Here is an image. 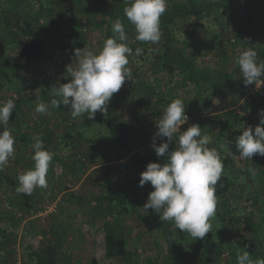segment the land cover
I'll return each mask as SVG.
<instances>
[{"label": "rangeland", "instance_id": "obj_1", "mask_svg": "<svg viewBox=\"0 0 264 264\" xmlns=\"http://www.w3.org/2000/svg\"><path fill=\"white\" fill-rule=\"evenodd\" d=\"M244 8L240 11V16L246 19L244 23L242 20L234 22L235 17L222 11L201 20L191 16L172 22L173 32L180 41L192 45L184 49L185 55L194 58L199 69L231 82L232 89L222 92L215 87L206 90L204 86L191 85L186 69L180 65H176L174 75H168L162 67L161 41L157 45L136 41L134 27L126 17L119 18L125 25L127 43L144 52L136 56L133 51L129 56L133 81L126 79L120 91L111 97L110 124L87 128L84 126L86 115L73 119L70 113L56 109L44 115L34 112L38 103H46L43 95L54 93L53 87H58L61 78L68 76L60 67L61 55L52 60L49 67L35 62L23 68L19 52L30 39L45 38L43 26L50 18L47 12L45 15L42 12L52 9L74 12L76 26L89 42L86 48L97 50L103 46L97 41L106 37L102 14L88 0H0V36L7 46L6 57L17 64L15 67L0 64V102L11 98L16 105L8 124L16 141L15 154L0 172V264H27L28 254L45 245L58 254L60 264H121L105 256L103 224L106 222L125 234L130 249L139 253L140 264H168L173 255V263L177 264L189 256L188 264H232V250L245 251L246 241L254 243L257 256L264 258V156L259 154H254L251 160L236 157L230 165L234 187L226 195L216 197V215L211 218V231L204 238L194 240L175 229L173 223H165V229L149 232L137 214L110 213L104 200L107 176L129 182L140 179L137 164L145 165L139 161L143 156L148 158L147 164L153 158L160 163L167 160L166 155L158 157L151 145L155 121L176 98L182 99L185 114L192 117L190 126L198 124L202 128L203 122H211V132L218 136V142L215 147L212 142L208 147L215 148L221 159L228 147L226 136L220 135L222 111L242 115V119L235 122L236 126L254 128L259 123V110L264 109L260 101L264 86L260 88L255 83L245 86L234 63L239 53L249 47L257 51L258 61H264V37L259 23L247 24L250 15L254 13L255 17L256 10L248 5ZM236 29L238 35L231 32ZM251 30L252 39H249L245 35ZM242 32V40L232 43L231 39ZM243 38L251 42L244 44ZM193 45L201 49H194ZM34 95L37 97L33 98ZM120 127L129 129V148L138 154L134 158L120 160L106 148L95 147L89 141L109 139L112 129ZM37 134L44 148L54 156L47 173L48 186L32 193L35 204L28 210L22 195L15 189L18 174L33 167L30 145ZM166 140L157 137L155 143L159 145ZM175 147L173 140L169 150ZM138 191L137 196L144 205L149 193L140 186ZM134 194L131 190V195ZM201 241L203 247L195 259L193 250Z\"/></svg>", "mask_w": 264, "mask_h": 264}, {"label": "clouds", "instance_id": "obj_2", "mask_svg": "<svg viewBox=\"0 0 264 264\" xmlns=\"http://www.w3.org/2000/svg\"><path fill=\"white\" fill-rule=\"evenodd\" d=\"M124 16L134 27L135 40L153 45L162 38L161 17L166 13L168 0H124ZM113 36L97 50L75 49V66H67L70 79L54 88L53 98L46 104L38 103L34 112L44 115L63 105L70 109L73 119L87 116L94 120L97 112L106 115L111 97L120 91L127 80H132L125 25L117 18L112 24ZM154 50V49H153ZM144 49L137 47L135 55ZM245 86L264 84V61H258L257 51L249 47L235 58ZM16 105L14 99L0 102V172L4 171L15 154V137L8 127ZM259 123L244 127L235 139V148L241 159L251 160L254 154L264 156V109L259 110ZM188 121L185 106L180 98L172 100L155 121L156 131L151 145L158 157L167 156L165 163L151 162L140 173L139 186L150 183L154 189L148 194L141 212H155L160 221L173 223L194 240L204 238L211 231L210 220L216 215L215 186L223 175L224 166L219 152L209 148V138L202 135L201 127L192 124L181 131ZM159 137L166 142L155 143ZM31 160L33 167L18 174V194L31 195L37 188L48 186L47 173L54 153L44 148L42 138L33 136ZM175 140V149L169 144ZM250 171H252L250 169ZM237 264H264V258L251 259L245 250L237 254Z\"/></svg>", "mask_w": 264, "mask_h": 264}, {"label": "trees", "instance_id": "obj_3", "mask_svg": "<svg viewBox=\"0 0 264 264\" xmlns=\"http://www.w3.org/2000/svg\"><path fill=\"white\" fill-rule=\"evenodd\" d=\"M92 3L93 8L98 9V12L102 14L103 18L106 21V37L102 40H98L97 43L103 45L105 39L113 36L112 33V24L113 20L117 18H125L123 9L125 7L123 0H88ZM248 5L251 9L256 10L255 17L250 15L247 20V24H252L255 21H258L260 27V33L264 37V0H185L183 2H175L170 0L168 3L166 13L161 17V31L163 33L161 38V62L162 67L166 73L170 76L174 75L176 72V65L184 67L187 71V81L193 86H204L207 89L215 87L220 92L230 91L232 89V84L229 81H224L219 79L217 74H212L206 72L202 69H199V66L196 60L185 55L184 49L186 47H192L191 43L186 41H180V39L174 34L172 29V22L175 20L186 19L191 16L196 17L197 19H203L210 16L213 12H226L232 15L234 22L241 21L244 23L246 19L240 16V11L245 10V6ZM47 12L49 20L43 26L45 38L44 39H30L25 42L19 52L20 57L23 59V68H29L35 62L41 63L45 67H49V63L52 60L58 59L60 56V67L65 69L68 65L72 63V66H75V56L74 49L86 48L89 44L87 39L81 35V31L76 26L77 19L76 15L72 11L67 13L62 10H45L42 13L45 15ZM68 15L67 18L65 16ZM257 16V17H256ZM258 19V20H256ZM233 20V19H232ZM128 21V20H127ZM129 23V21H128ZM235 29V28H234ZM238 35V30L231 31ZM253 31L246 33V37L250 39L252 37ZM230 35V34H229ZM241 35H244V32L240 36H235V41L241 39ZM252 39V38H251ZM47 40V41H46ZM229 40V39H228ZM230 41V40H229ZM234 41V42H235ZM233 43V38L231 39ZM251 40L243 38L244 44H249ZM208 43V40L206 41ZM229 43V42H228ZM129 47L135 51L137 48L135 45L128 44ZM194 49L200 50L201 48L198 45H193ZM7 46L0 36V64L7 65L9 67H15L17 64H13L11 60L6 57ZM72 56V59L69 57ZM19 66V69L22 68ZM70 79L69 76L62 77L60 80L61 83L67 82ZM208 86V87H207ZM37 97L34 95L33 98ZM43 98L46 103H48L53 98V93L47 92L43 95ZM260 98V96H259ZM264 93L261 95L260 101L263 104ZM114 105V103H113ZM56 110L64 111L70 113V109L61 105ZM113 114V109L110 108V103L107 105V114L103 115L99 112L96 113L94 120H88L87 116L84 118V126L87 128H92L97 125H104L109 123V118ZM242 119V115L237 112L226 111L223 113L220 119V129L222 130L223 136L227 137V150L225 156L222 158L224 171L220 180L215 186V195L216 197H221L226 195L235 184L234 179L230 175L229 167L235 161L236 157H239V153L235 148V139L241 134L243 127L236 126L235 122ZM110 124V123H109ZM211 122H203V126L211 132ZM190 126V123L184 124L182 131L187 129ZM254 129V128H253ZM230 130V131H229ZM129 129L127 127H120L118 129H112L110 138L102 140L90 139V143L95 147L101 146L108 150V152L114 153L118 159L126 160L127 158H133L138 154L135 153V150H131L128 145L129 139ZM227 131V132H226ZM229 131V132H228ZM226 132V133H225ZM225 133V134H224ZM229 134V135H228ZM218 146H216L217 148ZM219 148V149H218ZM218 150L220 147H218ZM139 160L145 165L147 164L148 158L142 157ZM156 158H153L149 163L156 162L160 163ZM166 160H163L161 164L165 163ZM148 163V164H149ZM140 166V173L146 170V167L142 166L139 162L137 166ZM105 195L104 200L108 203V209L110 213L118 211L121 214H132L135 213L138 215L142 224L147 228L149 232H155L166 228L165 222L160 221L158 215L150 210L149 213H144L140 211L139 207L143 206V202L137 196L139 179H133L129 182L118 181L114 177L107 176L105 178ZM143 188L145 193H150L154 189L150 183H146ZM131 190L135 193L131 195ZM22 198L25 201V204L28 210L34 208L33 196L21 194ZM247 226L250 228V221H247ZM103 228L105 230V256L108 259H115L121 264H140V255L137 251H132L128 245L125 234L117 232L110 223H104ZM173 247L175 248V240L172 241ZM203 247V242L201 241L195 249L193 254L196 255L197 252ZM33 249V247H31ZM250 255L251 259L255 260L257 256L256 246L252 242L246 241V248ZM233 251L232 264H237V252ZM192 252V251H191ZM179 255L184 256V253H179ZM173 256H170L168 264H177L173 263ZM190 257V256H189ZM188 257V259H189ZM187 259V260H188ZM187 260L183 257V262L178 264H186ZM61 259L54 249L45 245L40 250L33 249L28 254L27 264H60ZM188 264V263H187Z\"/></svg>", "mask_w": 264, "mask_h": 264}, {"label": "crops", "instance_id": "obj_4", "mask_svg": "<svg viewBox=\"0 0 264 264\" xmlns=\"http://www.w3.org/2000/svg\"><path fill=\"white\" fill-rule=\"evenodd\" d=\"M226 111H228V110H224V111H222L223 113H225ZM208 115V114H207ZM209 116V115H208ZM209 130V127L207 126V128L206 127H202V135H207L208 136V138H209V143H213L212 145H214V147H215V145H216V143L218 142L217 141V139H218V136H215L212 132H210V131H208ZM229 135V134H228ZM227 138V137H226ZM136 152V151H135Z\"/></svg>", "mask_w": 264, "mask_h": 264}, {"label": "built area", "instance_id": "obj_5", "mask_svg": "<svg viewBox=\"0 0 264 264\" xmlns=\"http://www.w3.org/2000/svg\"><path fill=\"white\" fill-rule=\"evenodd\" d=\"M234 41H235V39H233V42H234ZM257 86H260V88H261L262 86H264V84H261V83L258 82V83H257ZM187 116H188V121H187L185 124L190 123V121L192 120V119H191V118H192L191 116H189V115H187ZM183 126H184V125L181 126V131H182Z\"/></svg>", "mask_w": 264, "mask_h": 264}]
</instances>
